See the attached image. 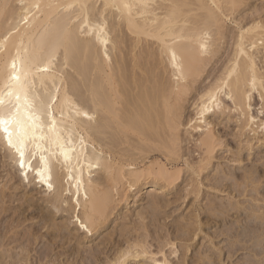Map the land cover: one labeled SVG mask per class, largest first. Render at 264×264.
Masks as SVG:
<instances>
[{
	"label": "bare ground",
	"instance_id": "obj_1",
	"mask_svg": "<svg viewBox=\"0 0 264 264\" xmlns=\"http://www.w3.org/2000/svg\"><path fill=\"white\" fill-rule=\"evenodd\" d=\"M258 1L0 0V93H7L13 72L21 84L12 97L5 95L0 112L9 100L17 103L19 93L18 118L27 113L35 124L24 145V168L3 133L0 143L12 153L20 178L32 175L51 196L44 202L68 213L76 227L74 233L67 223L43 218L61 250L51 261L39 257L38 264H63L67 244L93 242L149 184L155 190L148 207L158 209L161 196L177 189L182 163L190 175L187 194L198 197L199 178L225 145L216 126L231 121L230 111L240 116V137L248 128L256 132L255 124L264 128V118L256 122L264 113V2ZM187 136L199 152L197 162L186 158ZM246 179L251 184L255 177ZM6 193L1 189L0 219L14 217L0 240V264H35L32 251L42 236L31 229L22 246L20 229L36 207L7 205L15 199ZM150 208L136 220L122 215V239H115L118 227L104 236L101 264H140L149 255L154 264H171L160 233L161 257L149 250ZM65 230L69 235H62Z\"/></svg>",
	"mask_w": 264,
	"mask_h": 264
},
{
	"label": "rangeland",
	"instance_id": "obj_2",
	"mask_svg": "<svg viewBox=\"0 0 264 264\" xmlns=\"http://www.w3.org/2000/svg\"><path fill=\"white\" fill-rule=\"evenodd\" d=\"M263 2L264 0L258 1L259 4ZM229 25L232 23L229 22ZM221 64L222 62H219L214 69H210L211 77H208L203 85L211 81L213 72L219 69ZM253 103L252 110L257 115L256 111L261 109L258 95ZM192 107H189V115L192 114ZM230 114L231 121L216 126L225 145L216 154L210 170L199 178L202 190L198 197L187 194L191 188L188 185L190 175L185 173L186 165L182 163L179 168H182L184 173L178 187L175 192L161 196L162 206L155 210L148 207L151 193L155 190L154 185L149 184L143 193L132 194L130 205H125L119 212L120 219L113 220L114 223L112 222L109 228L97 233L93 242L84 243L83 246L75 242L71 246L67 244L68 257L63 256L60 262L101 264L102 259L106 260L104 253L100 252V248L103 249L101 244L104 236L118 227L115 239H122L119 232L121 230L119 226L124 223L123 218L121 219L122 215L123 217L127 215L130 220H136L138 213L147 212L150 208L146 219L150 229L148 235L151 234L150 237L148 236L149 250L154 254L158 253L159 243L156 238L157 233H160L164 240H167L164 252L171 264H264V128H258V124H255L253 128L257 129L256 132L249 131L248 128L245 135L240 137V116L236 111H230ZM210 117L213 120V116ZM263 118L264 113L259 114L256 122L259 123ZM184 133L188 134L186 131ZM185 147L189 151L187 154L191 156L186 155V158L197 162L200 155L194 148L192 138L187 136ZM252 175L255 179L250 184L246 178ZM29 177L28 181L20 178L12 153L0 143V205L2 204L1 189L6 190L7 200L15 199L14 204L7 202V205L11 204L14 208L24 206V209L35 205L36 208H30L25 214L28 220L20 229V243L22 246L28 243L24 238L31 229L42 236L32 251L33 261L38 264L39 257L42 262L51 261L56 258L60 249L58 245H53L47 236V228L43 227V218L51 222L55 219L52 222L55 225L67 223L74 233L76 227L68 213H60L55 206L44 202L51 196L35 183L32 175ZM258 187L259 190L256 191L255 188ZM176 199L178 201L175 203ZM166 201L174 203L170 205L166 204ZM12 217L14 214L11 212L0 219V240L4 238L6 223ZM121 222L123 223L120 224ZM65 231L62 235H69ZM192 231L193 233H190ZM130 236L136 238V234ZM168 242L175 243V246ZM184 246L189 250L186 251ZM79 249L80 255L77 252ZM155 257L160 258L161 255L157 254ZM150 259L149 255L148 260L141 261L140 264H154Z\"/></svg>",
	"mask_w": 264,
	"mask_h": 264
},
{
	"label": "snow or ice",
	"instance_id": "obj_3",
	"mask_svg": "<svg viewBox=\"0 0 264 264\" xmlns=\"http://www.w3.org/2000/svg\"><path fill=\"white\" fill-rule=\"evenodd\" d=\"M10 80L13 83L9 84L7 93H0V105L4 104L5 95L12 97L13 91L21 87L20 77L17 73L13 72ZM14 99L17 103L13 104L12 100H9L10 107L6 112H0V133H3L7 146L12 148L19 156L20 167L24 168V145L27 143L30 134H32V129L35 127V124L32 122V117L27 115V113L24 119L18 118L17 114L20 112V94L17 93ZM29 107L25 99V108L27 109Z\"/></svg>",
	"mask_w": 264,
	"mask_h": 264
}]
</instances>
